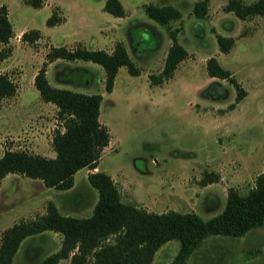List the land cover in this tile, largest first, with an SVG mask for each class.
<instances>
[{
  "label": "rangeland",
  "instance_id": "obj_1",
  "mask_svg": "<svg viewBox=\"0 0 264 264\" xmlns=\"http://www.w3.org/2000/svg\"><path fill=\"white\" fill-rule=\"evenodd\" d=\"M121 1L126 14L118 17L103 10L104 0H44L41 7L25 0H0L7 4L14 31L0 44L7 51L0 72L16 83L15 93L0 99V155L7 148L55 155L52 134L62 128L57 106L44 101L34 85L51 45L80 43L111 51L121 40L139 69L131 74L121 65L112 91L107 92L98 63L57 58L47 64L52 85L103 94L99 119L109 128L110 141L97 166L78 169L67 189L47 186L40 178L6 174L0 183V237L14 222L44 213L49 200L63 214L89 215L98 196L87 178L90 171L109 173L125 202L156 212L195 211L203 218L223 209L229 187L246 192L262 171L264 15L239 18L225 10L227 0H206L202 17L194 14L193 7L203 0ZM62 3L72 7L69 22L47 25L52 11L64 14ZM147 3L172 4L180 10L181 16L170 26L178 28V40L188 52L160 84H152L149 74L161 71L171 38L166 26L145 12ZM31 28L41 32L32 43L21 38ZM217 33L234 37L228 52L219 49ZM210 56L246 89L238 102L237 88L228 79L207 73ZM209 172L216 179L203 184L201 178ZM61 239L62 234L52 230L25 237L12 264H36L57 250ZM178 249L177 239L166 241L149 264H167ZM58 264H70L69 257L60 258ZM186 264H264V223L240 236L205 237Z\"/></svg>",
  "mask_w": 264,
  "mask_h": 264
},
{
  "label": "trees",
  "instance_id": "obj_2",
  "mask_svg": "<svg viewBox=\"0 0 264 264\" xmlns=\"http://www.w3.org/2000/svg\"><path fill=\"white\" fill-rule=\"evenodd\" d=\"M25 1L34 7H41L44 2ZM206 3L203 0L194 4L193 12L197 17L205 14ZM102 8L114 16L126 14L121 0H104ZM224 8L244 19L255 14L264 15V0H227ZM144 9L150 17L166 26L171 38L161 71L149 74L152 84H160L173 75L178 63L188 53L178 40V28L170 26V21L179 18L181 12L172 4L147 3ZM63 18V15L52 11L46 18V24H56ZM13 33L7 4L0 3V44L7 42ZM40 35L38 28H31L24 30L21 38L32 43ZM216 38L219 49L228 52L234 37L217 33ZM6 54L5 49H0V60ZM57 58L98 63L104 70V89L107 92L112 91L121 65H125L131 74L139 73L121 40L116 41L111 51L87 48L80 43L75 46L51 45L34 75V85L44 101L53 102L57 106V117L62 128H56L52 134L51 143L55 155L47 156L25 149H5L0 155V183L6 174L19 173L40 178L47 186L67 189L73 185L74 173L78 169L97 166L103 148L110 141V130L99 119L103 99L101 92L85 93L57 87L49 82L46 67ZM206 69L210 76L226 78L237 88V102L244 97L246 89L240 86L231 70L224 67L216 57L207 58ZM15 91L16 83L6 72H0V99L13 95ZM87 178L98 192L89 215L63 214L49 200L44 213L34 218L21 219L3 229L0 237V264H12L21 241L45 230L60 232L61 244L36 264H58L59 259L64 257H69L70 264H87L89 260L92 264H149L156 250L171 239L179 241V249L167 264H186L190 253L205 237L214 234L240 236L264 223V165L246 192L229 187L223 209L209 218H203L195 211H149L125 202L112 176L103 170L90 171ZM215 179V174L209 172L201 178V182L206 184Z\"/></svg>",
  "mask_w": 264,
  "mask_h": 264
},
{
  "label": "crops",
  "instance_id": "obj_3",
  "mask_svg": "<svg viewBox=\"0 0 264 264\" xmlns=\"http://www.w3.org/2000/svg\"><path fill=\"white\" fill-rule=\"evenodd\" d=\"M69 5H71V4H73V5H75V2H71V3H68ZM44 5H46V3L44 4ZM62 7H63V10H64V14H63V20L62 21H60V22H58V23H56V24H64V23H67V22H69V19H70V17H71V8L72 7H70L69 8V6H67V5H65V3L63 4L62 3ZM118 17H121V16H118ZM53 25H55V24H53ZM6 176V175H5ZM4 176V177H5Z\"/></svg>",
  "mask_w": 264,
  "mask_h": 264
}]
</instances>
